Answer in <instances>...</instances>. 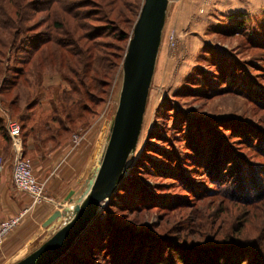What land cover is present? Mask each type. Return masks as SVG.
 <instances>
[{
	"label": "rangeland",
	"instance_id": "374dc122",
	"mask_svg": "<svg viewBox=\"0 0 264 264\" xmlns=\"http://www.w3.org/2000/svg\"><path fill=\"white\" fill-rule=\"evenodd\" d=\"M31 1L34 0H27ZM142 2L143 0H132V5H139L140 9ZM27 13L32 15L28 20L31 24L41 23V30L51 31L47 28V23L41 22V19L48 18L50 9L38 13L30 10ZM135 20L136 18L130 24V20L126 19L121 25L122 32L126 31L129 37ZM241 21L243 24L237 26L238 34L222 32L230 29L233 23ZM98 24L99 22L94 23ZM5 36V32H0V49L3 48L1 42L6 41ZM161 39L138 144L126 164L127 180L125 189H121L125 195L116 196V203H126L123 200L133 198L136 189H140L162 195V201L170 202L173 206L150 204L152 206L145 209L128 210L126 213L112 210L114 217L119 223L148 225L155 234L194 244L205 243L211 238L222 240L226 227H231L236 233V218L242 213L241 215L249 217V223L245 230L242 229L241 235L237 233L234 236L255 240L264 252V236H261L264 233V226L261 224L264 223V217L258 222L260 215L254 211L255 206L248 207L226 198L222 191H219L220 195H209L203 189H195L194 192L191 186L187 187L180 180L170 178L169 174L156 172V169L158 171L165 168L163 164L167 161L166 155L168 158L178 155L184 160L186 155L193 154L187 147L189 136H183L189 129L183 116H201L204 120L207 117L213 120L239 119L253 124L251 127H257L264 136V0H169ZM104 41L114 42L119 47L124 43L116 42L109 35L104 36ZM212 57L226 71L225 82H219V78H216L220 68L218 65L217 68L212 66ZM15 62L13 48L9 45L2 56L0 52V66H11ZM224 73L221 71V74ZM4 75L5 73L0 76V82ZM44 75V80L38 87L40 91L51 84L67 86L55 72L45 71ZM205 76L208 81L209 78H215V81L206 85L203 80ZM121 80L122 59L116 67L109 89L102 95L104 101L101 104L89 103L91 109L98 111L94 115V112L88 114V117L92 116L90 123L72 131L65 145L58 150L49 149L51 144H48L44 155L30 150L25 156L30 162L34 178L42 186L43 198L38 204L32 205V198L24 193L30 197L29 208L32 209L25 213L21 223L0 243V264H12L19 260L63 224L68 205L61 201L63 197L56 199L55 194L60 190L63 196L70 191L74 192L72 201L68 202L70 205L81 196L91 181L109 136ZM199 84L200 89L204 90L200 94L193 91ZM30 87L36 90L34 85ZM22 94L25 97V93ZM212 119L207 120L210 122H206L203 128L208 125L215 130ZM12 120L17 122L15 118ZM191 129L196 130L194 126ZM219 130L250 162L264 164V157L256 147L247 148L240 136L231 134L225 128ZM183 160L178 162L181 167L178 171L182 173L184 168L185 175L205 181L202 165L195 163L190 166ZM10 164L12 175V160ZM244 164L247 169L248 164L240 159L238 168L244 169ZM188 166L192 167V173L185 168ZM197 169L199 172L195 173ZM252 176L253 173H250L248 178L251 179ZM11 183L17 193H23L14 187L12 177ZM214 187L216 188L215 185L212 186L213 189ZM196 193L199 194L195 195ZM144 201L136 203L142 205ZM257 205L261 206L263 203ZM106 206L107 203L101 206L98 217L107 215L108 218ZM50 213L47 224L43 225ZM115 213H124L125 216L118 218L120 216ZM252 221L258 226L253 227L250 224ZM55 225L58 227L53 231ZM102 252L100 250L99 254L103 255ZM104 259L105 255L97 258L101 264H105ZM246 261L249 264L250 260Z\"/></svg>",
	"mask_w": 264,
	"mask_h": 264
},
{
	"label": "trees",
	"instance_id": "16d2710c",
	"mask_svg": "<svg viewBox=\"0 0 264 264\" xmlns=\"http://www.w3.org/2000/svg\"><path fill=\"white\" fill-rule=\"evenodd\" d=\"M25 1L0 0L3 16L0 18V32H5L7 37L5 42H1V56L10 45L16 61L11 66H0V76L5 73L0 82V154L3 157L10 154V161L13 159V151L7 130L8 119L15 118L20 125L23 157L30 150L44 155L48 144H51L49 149L58 150L65 145L72 131L90 123L92 116L88 117V114L94 112V115L98 111L91 109L89 103L101 104L104 101L102 95L109 89L129 39L127 32H122L121 25L126 19L132 24L139 10V5L133 7L132 0ZM49 9L48 18L41 19V22L47 23L51 31L41 30V23L31 24L28 21L32 18L28 11L38 13ZM93 22L99 24L94 25ZM237 22L222 32L238 34L237 26L243 24V21ZM105 35L112 36L118 43H124L119 47L114 42H105ZM211 62L214 68L217 65L220 68L216 78H219V82H225L226 71L221 69L222 65L217 64L214 57ZM45 71L55 72L67 86L51 84L40 91L38 87L44 80ZM221 71L225 73L221 74ZM209 79L204 77L206 85L215 81V78ZM31 85L36 90L31 89ZM200 88L199 84L193 91L200 94L204 91ZM22 93H25V97ZM182 118L189 125L183 136H189L187 147L193 154L186 155L184 160L178 155L173 158L166 155L167 161L163 164L165 168L156 169V172L169 174L170 178L180 180L187 187L191 186L194 192L203 189L209 195H220L219 191H222L226 198L248 207L255 206L254 211L260 215V222L264 217V164L250 162L219 133V129L225 128L231 134L240 136L247 148L256 147L264 157L262 133L257 127H251L253 124L239 119L213 120L207 117L204 120L201 116L193 115ZM210 119L215 123V130L208 125L203 128ZM193 126L195 131L191 129ZM240 159L248 164L247 169L244 168L245 164L244 169L238 168ZM180 160L186 161L188 165H202L205 181L185 175L184 168L182 173L178 171L181 168L178 164ZM185 168L193 172L192 167ZM198 172L197 169L195 173ZM250 173H253L251 179L248 178ZM126 180L125 175L106 202L108 218L107 215L98 217L101 212L99 210L70 249L52 264H101L97 258L103 255L105 264H247L246 260H250L249 264H264V252L255 240L234 236L237 233L241 235L242 229L245 230L249 223V217L242 213L236 218V233L231 227H226L222 240L211 238L205 243L194 244L155 234L148 225L119 223L112 210L126 213L128 210L145 209L152 206L150 204L172 205L163 202L162 195L140 189H136L137 194L133 193V198H125L123 201L126 203H116V196L125 195L121 189H125ZM213 185L216 188L213 189ZM143 200L142 205H137L136 202ZM115 215L120 216L118 218L125 216L124 213ZM250 224L258 226L255 221ZM261 224L264 226V223ZM57 227L55 225L53 231ZM100 250L103 255L99 254Z\"/></svg>",
	"mask_w": 264,
	"mask_h": 264
},
{
	"label": "water",
	"instance_id": "95a60500",
	"mask_svg": "<svg viewBox=\"0 0 264 264\" xmlns=\"http://www.w3.org/2000/svg\"><path fill=\"white\" fill-rule=\"evenodd\" d=\"M169 0H143L122 58V80L109 136L81 196L50 236L12 264H52L95 219L126 175L137 147Z\"/></svg>",
	"mask_w": 264,
	"mask_h": 264
},
{
	"label": "built area",
	"instance_id": "2783aa9c",
	"mask_svg": "<svg viewBox=\"0 0 264 264\" xmlns=\"http://www.w3.org/2000/svg\"><path fill=\"white\" fill-rule=\"evenodd\" d=\"M7 130L13 149L11 175L13 185L19 191L28 194L32 198V205H36L43 198V189L33 176L29 160L22 156L20 126L15 120L8 119ZM28 208H23L13 216L0 218V243L21 223Z\"/></svg>",
	"mask_w": 264,
	"mask_h": 264
},
{
	"label": "crops",
	"instance_id": "0c3cea01",
	"mask_svg": "<svg viewBox=\"0 0 264 264\" xmlns=\"http://www.w3.org/2000/svg\"><path fill=\"white\" fill-rule=\"evenodd\" d=\"M10 167V154L4 157L0 154V218L10 217L17 213L20 209H23L24 207L28 208L31 204L30 197L28 195L25 196L26 193H17L13 189L11 183ZM73 194L74 192L70 191L68 194H65L63 196L60 190L58 191V193L55 194V196L56 199L63 197L61 201H64L65 203H67L66 205L69 206L68 202L72 201L71 196ZM30 209H32V207L28 208V210ZM51 213L46 216L45 220L43 219V225L47 224Z\"/></svg>",
	"mask_w": 264,
	"mask_h": 264
}]
</instances>
